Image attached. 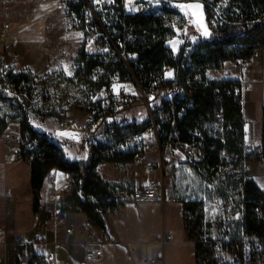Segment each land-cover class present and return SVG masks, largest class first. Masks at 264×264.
<instances>
[{
	"label": "trees",
	"instance_id": "1",
	"mask_svg": "<svg viewBox=\"0 0 264 264\" xmlns=\"http://www.w3.org/2000/svg\"><path fill=\"white\" fill-rule=\"evenodd\" d=\"M205 5L217 14V24L207 37H199L192 51L186 52L182 46L175 52L165 44L166 37L180 18V12L166 4L132 18L136 34L133 48L139 54L145 76L160 74L165 64L172 65L175 70V78L168 82V90L174 92L175 124L172 127L170 123H163V141L170 131L174 146L194 143L200 158L189 157L186 161L199 173L214 176L228 165L240 168V180L234 185L240 196L235 200L232 213L243 207L246 233L263 243L260 249L246 247L239 235L233 233L234 229L213 236L209 228V236L204 240V200L182 198L185 237L195 242L196 264H264V189L245 166L249 161L264 160V109L262 152L245 157L243 98L235 94L241 82L235 78L207 76L209 68L222 67L225 61L248 56L264 46V0H209ZM190 30L193 31L192 26ZM77 61L80 63L78 76L89 81L95 62L87 56L84 46ZM0 72V136L11 123L19 122L21 138L29 136L31 139L32 148L22 145L21 156L31 164L34 210L38 211L42 206L41 192L47 177L54 169H60L74 174L72 183L60 197V211L85 212L93 224L104 227V213L118 204V197L112 191L111 182L96 168L105 162L130 163L133 155L120 153L112 159L94 160L88 146L84 148L88 157H71L63 141L46 131H38L32 123L31 73L16 71L12 67H4ZM221 109L227 123L222 135L217 136L212 132L213 121ZM196 127H200V134L194 132ZM232 154L237 155L236 160L229 158ZM228 185L222 180L217 184L219 199H228ZM238 221L241 224V220ZM207 225L209 227L211 223L207 221ZM224 225H220L221 231ZM218 238L221 239V252H216ZM24 248L28 251V264H48L35 252L33 244ZM24 248L21 253H27ZM236 255L239 261L235 262Z\"/></svg>",
	"mask_w": 264,
	"mask_h": 264
},
{
	"label": "crops",
	"instance_id": "2",
	"mask_svg": "<svg viewBox=\"0 0 264 264\" xmlns=\"http://www.w3.org/2000/svg\"><path fill=\"white\" fill-rule=\"evenodd\" d=\"M73 17L63 0H11L8 14H4L0 7V32L5 23H10L8 35L2 37L0 34V69L3 66L16 71L58 68L60 65H52L41 57L34 36L44 32L47 35L62 24L80 32L81 39L71 58L73 60L84 46L85 38L80 28L73 27ZM188 23L194 26L192 20ZM260 49L264 50V46L257 49L259 57ZM221 68L231 69L234 78L240 82L254 83L250 88L253 90L249 91L250 108L257 105L261 119L259 126L256 122L248 125L243 106L245 140L262 143L264 60L255 61L253 66H239L228 60ZM125 115L117 116V121L122 123ZM20 137L19 122L11 123L0 136V264H28L29 255L24 248L27 244H33L35 252L48 264H196L195 242L185 237L182 197L172 189L160 187L163 200L137 203L129 198L136 184L162 186L157 181H137V173H132L131 169L125 174L126 168L133 166L140 171L147 167L146 164L142 167L133 161L113 163L118 173L112 179L101 173L111 182L112 191L118 197V204L104 213L105 225L101 227L93 224L85 212L60 211V197L71 184L67 172L60 169L50 173L55 176L54 182H50V175L47 177L41 192L42 206L38 211L34 210L31 164L17 156L20 144L15 138ZM178 148L180 146L176 145ZM154 155L157 157L149 150L147 158L156 159ZM251 162L246 163V168L252 173ZM111 164L101 163L98 168L104 166L107 169ZM252 176L264 189L260 177L255 173ZM46 207L50 210L47 211ZM61 217L65 218L64 222L59 221ZM83 225L85 229H82ZM70 226L75 228L72 232L67 231ZM168 234L173 237L167 239ZM96 244L102 246L103 255L95 260L87 258L86 250ZM21 248L27 253H21ZM146 257L155 261H146Z\"/></svg>",
	"mask_w": 264,
	"mask_h": 264
},
{
	"label": "built area",
	"instance_id": "3",
	"mask_svg": "<svg viewBox=\"0 0 264 264\" xmlns=\"http://www.w3.org/2000/svg\"><path fill=\"white\" fill-rule=\"evenodd\" d=\"M63 1L72 11L75 24L84 33L85 53L94 60L95 66L89 73V86L81 103L84 121L74 118L65 119L61 122L62 129L70 131L73 140L82 139L86 132H92L94 136L90 139L89 147L94 160L112 159L120 153L131 154L133 162L146 164L149 171H154L159 164H164L169 159V154L177 149L170 139L172 132L169 131L166 141H163V123H170L172 127L175 124L174 92L168 90L170 85L168 82L175 78V70L172 65L165 64L160 74L145 76L142 73L139 54L133 48L136 34L132 28V18L149 12L153 0ZM160 1L172 6L173 3L190 0ZM200 1L209 2V0ZM10 2L11 0H0V7L4 14H8ZM9 27L10 23L4 24L0 32L2 37L8 35ZM187 37V25L173 27L172 32L165 39V44L172 48L175 44L183 43ZM258 57L259 51L255 50L248 56L235 57L232 62L239 66H253ZM220 73L223 78H234L231 69L221 68ZM252 85L251 81L242 80L240 87L235 90L236 96L243 98L245 91ZM137 103H141L146 109L147 115L144 120L126 124L117 121V116L127 107ZM226 123L224 110L221 109L213 121L212 132L221 136ZM228 128L230 130L231 126L229 125ZM194 132L200 134V127H196ZM15 140L20 144L17 152L19 157L22 145L27 144L29 149L32 148L29 136L15 138ZM181 146L180 148L187 153L195 150V144L191 142L182 143ZM262 149V143L245 140L243 155L245 157L259 155ZM149 150L155 152L158 157L147 158ZM229 158L236 160L237 155L232 154ZM67 174L69 182L72 183L74 174L72 172ZM49 180L54 182L55 176L50 175ZM129 198L137 203L156 202L164 199V193L157 185L136 184L132 187ZM46 210L49 211V207H46ZM235 216L241 220V224L234 229L233 233L239 235L246 247L262 248V241L257 237L249 236L245 231L244 208L241 207ZM207 217L205 213L204 240L209 236ZM59 221L64 222L65 218L61 217ZM74 229L70 226L67 231L72 232ZM82 229H85V225ZM88 236L91 235L88 234ZM172 237V234L166 236L167 239ZM217 242L216 252H221L219 246L221 239L218 238ZM101 255H103V249L99 244L86 250V257L89 259L95 260ZM146 261L154 262L155 259L146 257ZM234 261H239L238 255L234 257Z\"/></svg>",
	"mask_w": 264,
	"mask_h": 264
},
{
	"label": "rangeland",
	"instance_id": "4",
	"mask_svg": "<svg viewBox=\"0 0 264 264\" xmlns=\"http://www.w3.org/2000/svg\"><path fill=\"white\" fill-rule=\"evenodd\" d=\"M190 4L200 5L201 7H186ZM162 5L164 3L160 0H153L151 8L152 10H157ZM182 5L184 7H181ZM172 6L180 12V18L176 20L174 27L187 25L188 32L190 31L185 41L175 44L172 46V49L177 52L183 46L186 52H190L196 47L200 36H208L204 35L205 30L210 34L212 28L216 26L217 14L213 13L200 0L177 2L173 3ZM190 20L193 21L194 26L188 23ZM191 26L193 31H191L192 29L190 30ZM73 27L78 26L74 24ZM80 39V32L68 28L65 24L53 29L47 35L45 32L43 34H36L34 41L36 42L37 49L41 52V57L52 65L60 66L56 69L28 70L31 73L29 86L31 87L34 102V110L32 112L34 127L38 131H46L56 139L63 141L67 153L75 158L88 157L89 153L84 148L89 146L90 139L94 136L92 132H86L82 139L73 140L70 131L62 129L61 126V122L65 119L74 118L81 121L85 119L82 114L81 103L89 86V81L79 77L77 74L80 66V63L77 61L80 51L71 60L78 48ZM263 51L260 49L261 56L256 59V63L264 60ZM220 69L221 67L209 68L207 76L209 78H223ZM0 76H2L1 72ZM251 90L253 89L249 88L243 96L244 111L248 118V125L256 122L259 126L261 110L258 109L257 105L255 108L252 106L250 108L252 99L249 97V91ZM125 113V118L122 120L123 124L129 123L134 119L139 121L144 120L147 115L146 109L141 103L127 107L122 114ZM154 157L156 156L154 155ZM189 157L199 159V150L196 149L188 155L184 149L178 148L172 154H169V159L164 164H159L154 171H149L147 167L139 171V169L136 170L132 166L125 169V174H128L131 169L132 173H137L136 178L139 182H159V185H162L159 187L172 189L182 198L203 199L205 202V213L208 215V221L211 223V226L208 228H210L213 236H221L224 232L238 228L240 226L239 219L232 213V210L235 200L240 196L238 189L234 188L236 180H240V168L228 165L224 167L221 173L211 176L207 175V173H199L192 168L189 162L186 161ZM140 165L144 166L143 164ZM97 171L100 174L102 173L103 176L109 175L108 177L111 179L115 178V175L117 176L118 173L114 169L113 163L110 165V168L105 169L104 166H101ZM251 171L253 174H257L262 183H264V161H252ZM221 180L225 181V184H229L227 191L229 195L228 199H219L216 196L217 184ZM128 184L130 187L131 182ZM222 224L225 225L221 231L220 225Z\"/></svg>",
	"mask_w": 264,
	"mask_h": 264
},
{
	"label": "snow or ice",
	"instance_id": "5",
	"mask_svg": "<svg viewBox=\"0 0 264 264\" xmlns=\"http://www.w3.org/2000/svg\"><path fill=\"white\" fill-rule=\"evenodd\" d=\"M97 2H98V0H97ZM181 7H184V6L182 5ZM186 7H189V8H200L201 6L200 5H191L190 4V5H187ZM129 10L131 11L132 9H129ZM204 35H209V33L207 32V30H205Z\"/></svg>",
	"mask_w": 264,
	"mask_h": 264
}]
</instances>
